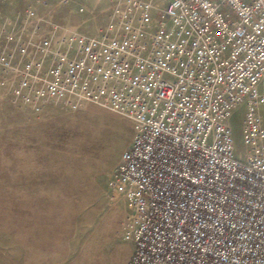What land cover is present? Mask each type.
I'll list each match as a JSON object with an SVG mask.
<instances>
[{"label": "built area", "instance_id": "obj_1", "mask_svg": "<svg viewBox=\"0 0 264 264\" xmlns=\"http://www.w3.org/2000/svg\"><path fill=\"white\" fill-rule=\"evenodd\" d=\"M0 41L7 93L131 121L126 264H264V0H0Z\"/></svg>", "mask_w": 264, "mask_h": 264}, {"label": "rangeland", "instance_id": "obj_2", "mask_svg": "<svg viewBox=\"0 0 264 264\" xmlns=\"http://www.w3.org/2000/svg\"><path fill=\"white\" fill-rule=\"evenodd\" d=\"M79 19L54 13L66 31ZM17 99L0 86V264H126L128 208L112 185L131 121L86 101ZM240 120L237 110V150Z\"/></svg>", "mask_w": 264, "mask_h": 264}]
</instances>
